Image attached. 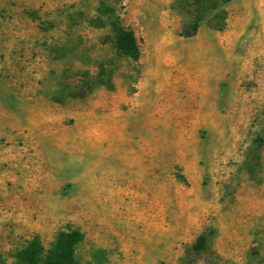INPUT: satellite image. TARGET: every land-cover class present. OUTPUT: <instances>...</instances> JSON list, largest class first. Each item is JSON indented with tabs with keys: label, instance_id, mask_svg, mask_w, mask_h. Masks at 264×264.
Returning a JSON list of instances; mask_svg holds the SVG:
<instances>
[{
	"label": "rangeland",
	"instance_id": "obj_1",
	"mask_svg": "<svg viewBox=\"0 0 264 264\" xmlns=\"http://www.w3.org/2000/svg\"><path fill=\"white\" fill-rule=\"evenodd\" d=\"M68 229L77 264H264V0H0V264Z\"/></svg>",
	"mask_w": 264,
	"mask_h": 264
},
{
	"label": "trees",
	"instance_id": "obj_2",
	"mask_svg": "<svg viewBox=\"0 0 264 264\" xmlns=\"http://www.w3.org/2000/svg\"><path fill=\"white\" fill-rule=\"evenodd\" d=\"M117 19L111 24L116 54L121 57H138L139 49L134 31ZM81 238L78 230H62L47 249L31 243L18 248L14 257L18 264H77L74 247Z\"/></svg>",
	"mask_w": 264,
	"mask_h": 264
}]
</instances>
